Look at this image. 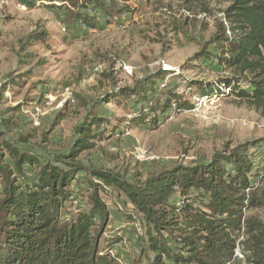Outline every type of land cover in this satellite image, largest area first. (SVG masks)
Segmentation results:
<instances>
[{
    "label": "rangeland",
    "instance_id": "obj_1",
    "mask_svg": "<svg viewBox=\"0 0 264 264\" xmlns=\"http://www.w3.org/2000/svg\"><path fill=\"white\" fill-rule=\"evenodd\" d=\"M231 1L133 0L126 4L130 12L108 23L96 13L97 29H90L66 23L64 11L43 4L28 9L16 0H0V131L43 162H54L72 148L78 125L94 114L110 113L107 137L79 159L85 166L113 170L138 184L176 165L208 162L217 152L264 139V115L227 87H220L225 95L208 98L188 89L199 82L237 78L217 66L218 50L211 44L219 25L228 26L224 11ZM206 50L211 59L199 62ZM159 70L169 73L138 107L127 98L124 107L114 102L100 105L105 93L115 96ZM237 79L238 86H248ZM164 92L183 95L194 108L165 111ZM16 107L19 111L13 113ZM61 110L67 117L55 125ZM13 114L21 117L22 125L9 131L2 122ZM140 115L145 122L128 127ZM155 120L157 125L152 124ZM19 134L31 135L30 144L19 142ZM250 154L258 159L261 178L254 183L257 201L246 218L264 226V142ZM80 176L86 178L84 173ZM79 194L86 203V192ZM101 197L110 220L100 248L108 249L118 264H150L152 255L141 253L147 247L142 215L116 191L101 192ZM80 199L67 205L73 215ZM243 228L235 264H247L248 223Z\"/></svg>",
    "mask_w": 264,
    "mask_h": 264
},
{
    "label": "trees",
    "instance_id": "obj_2",
    "mask_svg": "<svg viewBox=\"0 0 264 264\" xmlns=\"http://www.w3.org/2000/svg\"><path fill=\"white\" fill-rule=\"evenodd\" d=\"M16 1L28 9L43 4L64 11L66 23L97 29L96 13L108 23L113 16L130 12L126 4L133 0ZM224 17L228 26L221 23L211 42L218 50L217 66L248 86H238L240 80L234 77L199 82L188 89L208 98L215 93L225 95L220 87H227L264 115V0H232ZM32 38L43 40L42 36ZM209 59L207 50L198 57L199 62ZM168 73L159 70L115 96L105 93L100 105L114 102L124 107L127 98L136 108L150 92L156 93ZM161 94L165 111L194 108L181 94ZM11 111L16 113L19 108ZM66 117L58 111L55 125ZM112 118L107 112L87 118L77 126L78 138L70 151L57 155L54 162H43L0 131V264H118L108 249L100 248L110 220L101 192L109 191L124 195L142 215L146 225L142 240L147 247L141 253L152 255L150 264H235L246 223L250 241L246 263L264 264V226L246 218V211L256 205L254 183L261 178L258 159L250 151L264 139L217 152L208 162L176 165L138 184L113 170L85 166L79 159L96 148V141L107 137L104 132ZM144 122L140 115L128 127ZM2 124L13 131L21 127V117L13 114ZM152 124L157 125L156 120ZM30 138L18 135V141L25 144H30ZM80 173L86 178H80ZM84 191L86 203L79 194ZM79 199L73 215L67 205Z\"/></svg>",
    "mask_w": 264,
    "mask_h": 264
},
{
    "label": "built area",
    "instance_id": "obj_3",
    "mask_svg": "<svg viewBox=\"0 0 264 264\" xmlns=\"http://www.w3.org/2000/svg\"><path fill=\"white\" fill-rule=\"evenodd\" d=\"M96 71H98V69L96 70ZM240 252H239V248H237L236 249V253H235V258H238V257H240Z\"/></svg>",
    "mask_w": 264,
    "mask_h": 264
}]
</instances>
